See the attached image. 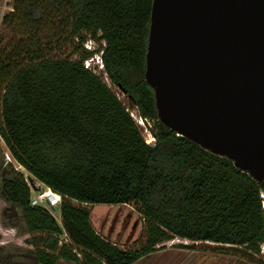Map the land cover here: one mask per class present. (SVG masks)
<instances>
[{"label": "trees", "instance_id": "obj_1", "mask_svg": "<svg viewBox=\"0 0 264 264\" xmlns=\"http://www.w3.org/2000/svg\"><path fill=\"white\" fill-rule=\"evenodd\" d=\"M152 1L13 0L2 17L10 36H0V139L27 177L62 196L60 226L31 205L23 172L2 173L5 199L34 234L33 264H133L174 238L264 264V182L158 118L145 80ZM99 53L96 74L84 62ZM104 78L150 122L152 144ZM95 204H133L144 242L121 248L99 234ZM63 230L77 252L59 244Z\"/></svg>", "mask_w": 264, "mask_h": 264}, {"label": "water", "instance_id": "obj_2", "mask_svg": "<svg viewBox=\"0 0 264 264\" xmlns=\"http://www.w3.org/2000/svg\"><path fill=\"white\" fill-rule=\"evenodd\" d=\"M145 80L164 125L264 182V0H153Z\"/></svg>", "mask_w": 264, "mask_h": 264}, {"label": "rangeland", "instance_id": "obj_3", "mask_svg": "<svg viewBox=\"0 0 264 264\" xmlns=\"http://www.w3.org/2000/svg\"><path fill=\"white\" fill-rule=\"evenodd\" d=\"M13 0H0V36L9 37L10 32L1 27L2 17L12 9ZM9 35V36H8ZM93 41H87L86 48H95ZM100 53L89 58V67L94 69L96 74L102 73L100 68ZM104 81L117 94L118 98L128 107L129 112L141 129L145 141L149 144L154 142L149 131L151 126L139 122V116L131 107L128 98L107 78ZM6 147L0 139V264H33L34 246L32 238L34 234L27 231L19 206L7 201L2 193L1 178L5 170L8 172V165L5 164L4 153ZM25 176L28 174L25 172ZM92 225L105 238H114L119 247L129 248L139 246L144 242L142 218L133 204L107 205L95 204L90 206ZM55 220L61 225L59 207L51 210ZM110 239V238H109ZM180 243H190L187 240L174 238L165 243V250L159 251L154 260H149V264H251L240 258L219 253L201 252L185 249L177 246ZM180 250V251H179ZM264 253V245L262 246ZM58 264H74L59 261Z\"/></svg>", "mask_w": 264, "mask_h": 264}, {"label": "built area", "instance_id": "obj_4", "mask_svg": "<svg viewBox=\"0 0 264 264\" xmlns=\"http://www.w3.org/2000/svg\"><path fill=\"white\" fill-rule=\"evenodd\" d=\"M87 43V42H86ZM86 43H85V47H86ZM90 49V48H88ZM100 68H102V62L100 60ZM89 61L86 60L84 62V66L87 68L89 67ZM139 122L145 126L144 123H147L149 125V121L145 120L141 117H139ZM154 139V138H153ZM149 144V143H148ZM4 157H5V164H10L16 171H20L25 173L26 171L24 170V168L19 165L14 158L12 157V155L10 154V152L7 150V152L4 153ZM26 177L27 183L30 187L31 190V197H30V203L33 206H41L47 210H49L51 212V210H53L55 207H59L61 200H62V196L61 194H59L58 192L52 190L50 187L44 185L43 183H41L40 181L36 180V179H32L31 182L28 181V177ZM59 244H65L70 246L74 252H77L78 248L76 245H74L71 241V239L67 236L66 232L63 230L62 233L59 235ZM77 255L80 257V253H77Z\"/></svg>", "mask_w": 264, "mask_h": 264}, {"label": "crops", "instance_id": "obj_5", "mask_svg": "<svg viewBox=\"0 0 264 264\" xmlns=\"http://www.w3.org/2000/svg\"><path fill=\"white\" fill-rule=\"evenodd\" d=\"M90 218L92 219V216L90 215ZM92 221V220H91ZM95 228V227H94ZM96 230V229H95ZM97 231V230H96ZM98 232V231H97ZM100 234V233H99ZM104 237V236H103ZM110 238V239H109ZM107 239L111 240L112 242H116V240L114 238H111L109 237ZM182 248V247H181ZM183 249V248H182ZM162 250H165L167 252V248H164V249H160V250H157L155 252H152L146 256H143L141 257L140 259H138L136 262H134L133 264H149V260H154V258H156V254L159 253V251H162ZM180 251V250H179ZM163 264H166V263H163Z\"/></svg>", "mask_w": 264, "mask_h": 264}]
</instances>
